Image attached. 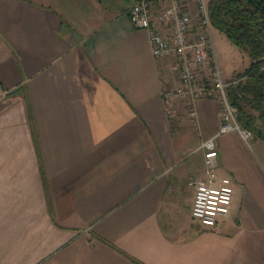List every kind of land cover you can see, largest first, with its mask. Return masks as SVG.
I'll list each match as a JSON object with an SVG mask.
<instances>
[{
  "label": "crops",
  "instance_id": "0c3cea01",
  "mask_svg": "<svg viewBox=\"0 0 264 264\" xmlns=\"http://www.w3.org/2000/svg\"><path fill=\"white\" fill-rule=\"evenodd\" d=\"M135 1L0 0V264H264V141L216 137L231 213L193 220L217 104L195 102L197 127L167 114L177 79Z\"/></svg>",
  "mask_w": 264,
  "mask_h": 264
},
{
  "label": "built area",
  "instance_id": "2783aa9c",
  "mask_svg": "<svg viewBox=\"0 0 264 264\" xmlns=\"http://www.w3.org/2000/svg\"><path fill=\"white\" fill-rule=\"evenodd\" d=\"M165 0V5L153 10V0H136L129 8L131 25L147 33L151 55L170 61V70L177 85L164 89L161 96L168 105L179 101L186 107L192 124L197 127L195 102L202 97L213 98L217 104L220 125L217 132L201 142L203 172L187 181L193 189L190 215L204 228L213 227L217 220L229 217L234 189L231 178L217 173V149L215 139L219 135L237 132L245 141L253 134L241 128L237 122V108L227 98V89L242 78H223L212 47V25L205 0ZM7 92L0 88V101Z\"/></svg>",
  "mask_w": 264,
  "mask_h": 264
},
{
  "label": "trees",
  "instance_id": "16d2710c",
  "mask_svg": "<svg viewBox=\"0 0 264 264\" xmlns=\"http://www.w3.org/2000/svg\"><path fill=\"white\" fill-rule=\"evenodd\" d=\"M207 5L212 27L249 57L227 98L237 108L240 127L264 141V0H209Z\"/></svg>",
  "mask_w": 264,
  "mask_h": 264
},
{
  "label": "rangeland",
  "instance_id": "374dc122",
  "mask_svg": "<svg viewBox=\"0 0 264 264\" xmlns=\"http://www.w3.org/2000/svg\"><path fill=\"white\" fill-rule=\"evenodd\" d=\"M205 1L208 2L209 0ZM211 40L213 52L223 78L225 76L235 78L237 72L242 73L249 61L247 53L233 46L223 33L214 28L211 30Z\"/></svg>",
  "mask_w": 264,
  "mask_h": 264
}]
</instances>
